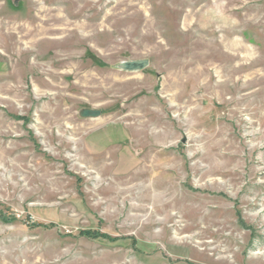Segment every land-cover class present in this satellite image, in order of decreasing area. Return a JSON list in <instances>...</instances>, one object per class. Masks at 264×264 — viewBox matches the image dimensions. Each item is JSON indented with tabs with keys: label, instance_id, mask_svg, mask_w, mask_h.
Returning <instances> with one entry per match:
<instances>
[{
	"label": "rangeland",
	"instance_id": "obj_1",
	"mask_svg": "<svg viewBox=\"0 0 264 264\" xmlns=\"http://www.w3.org/2000/svg\"><path fill=\"white\" fill-rule=\"evenodd\" d=\"M0 264H264V0H0Z\"/></svg>",
	"mask_w": 264,
	"mask_h": 264
},
{
	"label": "water",
	"instance_id": "obj_2",
	"mask_svg": "<svg viewBox=\"0 0 264 264\" xmlns=\"http://www.w3.org/2000/svg\"><path fill=\"white\" fill-rule=\"evenodd\" d=\"M145 65H146L145 61H135V62L125 63V67L130 70L143 68Z\"/></svg>",
	"mask_w": 264,
	"mask_h": 264
},
{
	"label": "bare ground",
	"instance_id": "obj_3",
	"mask_svg": "<svg viewBox=\"0 0 264 264\" xmlns=\"http://www.w3.org/2000/svg\"><path fill=\"white\" fill-rule=\"evenodd\" d=\"M44 12V11H43ZM42 21H46V20H42ZM62 24H63V22H62ZM38 28V32L39 33H41V34H48L49 32H51V31H64V29H53V28H50V27H48V28H44V27H42V26H39V27H37ZM55 33V32H54ZM26 36V35H25ZM33 36V35H32ZM27 37V36H26ZM32 40H33V38H32Z\"/></svg>",
	"mask_w": 264,
	"mask_h": 264
}]
</instances>
